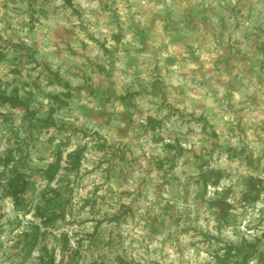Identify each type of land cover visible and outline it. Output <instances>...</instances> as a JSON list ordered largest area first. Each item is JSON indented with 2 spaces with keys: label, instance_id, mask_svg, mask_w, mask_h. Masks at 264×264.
I'll return each instance as SVG.
<instances>
[{
  "label": "rangeland",
  "instance_id": "obj_1",
  "mask_svg": "<svg viewBox=\"0 0 264 264\" xmlns=\"http://www.w3.org/2000/svg\"><path fill=\"white\" fill-rule=\"evenodd\" d=\"M0 92V264L264 253V0H0Z\"/></svg>",
  "mask_w": 264,
  "mask_h": 264
},
{
  "label": "trees",
  "instance_id": "obj_2",
  "mask_svg": "<svg viewBox=\"0 0 264 264\" xmlns=\"http://www.w3.org/2000/svg\"><path fill=\"white\" fill-rule=\"evenodd\" d=\"M66 1L69 4L72 3V0H66ZM0 102L3 104H9L10 106H18L24 103V101H22L19 98L18 92L13 93V94H6L3 92H0ZM151 123L155 125L158 122L157 121L155 122L154 119H151ZM83 152H84L83 149H76L73 152L68 154L69 157H71V160H70L71 166L69 167L70 170H75L80 167L81 160L83 158ZM59 168H60V155L59 157H57L55 161H52L49 163L47 168L44 170V174L46 175L48 179L52 180L56 176ZM11 185L13 186L12 194H13L14 203L17 205L23 204L24 198H26V195H24L23 197L22 193L26 191V188H27L26 181H23L22 183L11 184ZM210 204L212 206H215L221 213H224V211L227 210V208H229L228 207L229 204L227 203L226 199L223 197H219V198L211 200ZM38 237H39V234L34 233L33 238L30 239L29 243H27L28 251L31 248H33L34 244L37 242ZM225 249H226V252L224 253V255L219 256V259L221 260L223 264H228L230 261V258L236 252L243 253V259H242L243 264H249L251 258L256 254H258L259 260L264 259V253L260 252L257 249L256 245H254L253 243L246 242L245 244L240 245V246L228 245L227 247H225ZM49 264H54L53 259L50 260Z\"/></svg>",
  "mask_w": 264,
  "mask_h": 264
}]
</instances>
